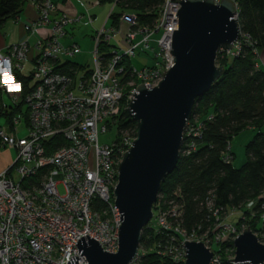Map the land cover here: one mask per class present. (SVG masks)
<instances>
[{"label":"built area","instance_id":"2783aa9c","mask_svg":"<svg viewBox=\"0 0 264 264\" xmlns=\"http://www.w3.org/2000/svg\"><path fill=\"white\" fill-rule=\"evenodd\" d=\"M28 3L36 7L38 18L23 22L24 39L0 49V69L10 73L7 81L0 75V92L11 102L10 106L2 104L5 114H0L4 119L0 123V150L9 148L17 153L14 161L0 168V264H68L73 256H78V264H87V257L79 254L76 245L83 236L88 239L90 235L107 252L119 250L122 221L114 190L119 165L135 139L121 131L114 143L101 144L100 133L117 124L119 113L129 109L140 84L149 88L158 85L163 72L174 65L172 40L179 28L181 3L165 0L153 26L140 25L133 11L124 12L118 25L103 26L95 35L93 66L82 76L60 71L56 63L61 55H73L78 50L76 44L65 46L61 41L69 24L82 17L93 22L92 15L62 12L53 0ZM47 26L48 36L31 45L29 35ZM156 32L162 35L153 65L142 70L132 65L133 78L125 82L124 61L154 49L150 45ZM120 33L128 47L118 51L112 40ZM101 42L112 46L110 58L101 54ZM243 43L252 41L241 31L235 47L221 48L218 56H239ZM255 52L258 57L259 51ZM28 63L33 69L26 74V86L18 74H24ZM11 111L15 113L9 119ZM23 129L25 135L21 134ZM200 132L201 124L190 119L182 154L189 155L197 148L194 137ZM55 136L64 137L66 143L48 144ZM48 146L52 151L48 152ZM224 160L231 162L233 155L225 153ZM206 205L211 211V226L204 230L200 225L189 231L183 226V206L159 195L154 221L148 224L157 239L151 247H140L131 264H139L140 255L150 251L184 263L186 241L203 242L213 251L211 264H238L232 260L236 258L235 245L223 247L234 244L246 228H251L252 221H256L252 231L264 243V192L239 208L216 205L214 195Z\"/></svg>","mask_w":264,"mask_h":264},{"label":"water","instance_id":"95a60500","mask_svg":"<svg viewBox=\"0 0 264 264\" xmlns=\"http://www.w3.org/2000/svg\"><path fill=\"white\" fill-rule=\"evenodd\" d=\"M179 28L174 30V65L163 72L158 85L137 87L129 113L137 122V135L119 165L114 190L122 225L119 250L110 253L87 235L78 242L87 264H131L140 254L143 229L154 217L162 183L177 168L184 132L197 98L211 89L225 73L217 64L221 48L232 50L241 37L235 0H177ZM238 264H264V243L251 228L234 241ZM184 264H211L214 252L203 242L186 241ZM68 264H78V256ZM85 264V263H84Z\"/></svg>","mask_w":264,"mask_h":264},{"label":"trees","instance_id":"16d2710c","mask_svg":"<svg viewBox=\"0 0 264 264\" xmlns=\"http://www.w3.org/2000/svg\"><path fill=\"white\" fill-rule=\"evenodd\" d=\"M28 1L0 0V30L6 22L24 11ZM102 1L115 4L110 17L112 25L119 24L124 12L133 11L140 25L153 26L165 0ZM236 2L242 33L250 36L252 44L243 43L241 54L232 59L218 56L217 64L225 66V73L210 90L197 98L191 118L192 122L201 124V135L194 137L197 148L189 155L181 153L177 168L166 177L160 190L162 199L173 200L183 206V226L189 231L198 229L200 225L204 230L211 226V211L206 205L211 195L215 196L218 206L239 208L264 192V71L257 66L255 52L264 46V0ZM111 47L104 42L99 44L105 58L111 57ZM124 65L126 82L133 78L131 60H125ZM56 68L72 72L71 66L60 65ZM18 77L25 85L29 81L27 76L18 74ZM3 111L1 107L0 114H5ZM14 113H8L9 119ZM117 123L119 133L127 131L136 137L137 122L132 119L128 109L121 110ZM247 127L257 132L246 146V162L241 167H235L232 161L224 160V155L230 152L234 156L229 150L231 140ZM47 142L58 146L65 144L66 140L62 136H55ZM47 150L50 152L52 148L48 146ZM255 222L253 224L252 221V229H256ZM157 236L147 225L142 232L141 247H151ZM226 246L234 244L226 243L223 248ZM139 264L184 263L150 251L140 255Z\"/></svg>","mask_w":264,"mask_h":264},{"label":"crops","instance_id":"0c3cea01","mask_svg":"<svg viewBox=\"0 0 264 264\" xmlns=\"http://www.w3.org/2000/svg\"><path fill=\"white\" fill-rule=\"evenodd\" d=\"M55 3H59L61 6L62 12H69V13H79V14H90L94 18L93 22H89L87 17H82L81 19V28H88L87 36L85 37H78L77 34L79 32L78 27L76 25H79L77 22L69 24V27H67V34L61 39L63 44L65 46H72L76 44L78 46V50L73 55L63 54L60 56V59L56 63V66L60 65H66L71 66V70L75 73H78V76H82L87 74L91 67L88 64L79 63L78 61H74L73 59L78 55H86L87 52L83 51L81 48V44L87 43L90 44L92 48L90 54H93V51L95 50V35L96 32L101 29L103 26H110L111 25V19L109 17L110 13L108 14V18H99L97 11L99 10L100 6L105 5L106 3H110L111 6H114L115 4H112L109 1H102V0H53ZM92 4L91 8L89 7L90 4ZM113 9V8H112ZM119 11L117 8L115 9ZM111 12V11H110ZM38 18V11L36 7L33 4L28 3L24 9V11L15 19L10 20L12 23L11 26H7L8 22L5 23V25L2 27L3 30H0V49L5 50L6 47L12 44H16L20 42L22 39H24L27 36L26 31L23 27V22H28L31 19ZM108 22H110V25H108ZM77 23V24H76ZM21 27L20 37L18 36V33H14L12 27ZM71 25V26H70ZM7 27V28H6ZM81 29V30H82ZM42 34L41 32H44ZM4 32V33H3ZM50 32L49 28H43L40 27L34 34L29 35V41L31 45L36 44V42L39 39H45ZM90 39V41H86ZM64 40V41H63ZM126 42L124 39L123 34H117L114 39L112 40V46L115 50H121L124 49L123 43ZM127 43V42H126ZM128 45V43H127ZM127 48V47H126ZM113 49V50H114ZM112 51V48H111ZM103 55V52H101ZM29 64V63H28ZM27 64V65H28ZM83 71V74H80V72ZM23 76H26V73L23 74ZM10 97L8 95H4L0 92V108L2 107L3 102L7 104L8 106L11 105L10 100L7 101L6 98ZM24 130V129H23ZM26 131V130H25ZM0 162V168H6L10 163H2ZM2 163V164H1Z\"/></svg>","mask_w":264,"mask_h":264},{"label":"rangeland","instance_id":"374dc122","mask_svg":"<svg viewBox=\"0 0 264 264\" xmlns=\"http://www.w3.org/2000/svg\"><path fill=\"white\" fill-rule=\"evenodd\" d=\"M91 5L92 4H90V6H89L90 8L92 7ZM112 8H113V6H111L110 3H106L105 5L100 6L99 10L97 11V13L99 14L98 17L99 18L105 17L104 19H107L108 14L112 10ZM80 22L81 21H77V23L79 24V25H76V27H78V29H79V32L77 34L79 35L78 37H85V36H87V32L89 30L87 27L82 29L81 28L82 24ZM11 24L12 23L9 20L8 24H6V25L11 26ZM108 25H110V22H108ZM49 27L50 26H47V28H49ZM12 29H13L14 33L15 34L18 33V36L20 37L19 34L21 32V27L20 26L19 27H12ZM1 30L4 31V28L3 29L1 28ZM41 33L44 34L45 31L41 32ZM161 35H162L161 32H156L153 35V37L151 38L152 40H151L150 46L154 47V49L149 48V50L147 52L140 51V52H138V54L136 56H134L132 58L131 62H132V65L134 66V68H136L137 70H142V68H144L147 65L148 66L153 65L154 56L156 55V52L160 51V45H159L158 40L161 37ZM86 41H90V39H88ZM123 46H124V48L128 47L126 42L123 43ZM81 48L83 51H86L87 54L86 55H82V54L78 55L73 60L78 61L79 63H84V64L86 63L90 67H92L94 58H93V54H90V52H91L93 46L91 47L90 44L84 43V44H81ZM230 59H232V58H230ZM257 61L260 64L261 69L264 71V46L260 48L259 55L257 57ZM32 69H33V64L29 63L28 65H26L23 68V73L28 74V72L31 71ZM80 74H83V71L80 72ZM6 100L9 101L10 99L7 97ZM3 122H4V119L0 118V123H3ZM262 130L264 131V125L262 127ZM256 132H257V130H255L251 127H247L246 129H243L242 131L237 133L235 136H233L231 143H230V146H231V151L234 153L232 162H233L235 167H241L246 162V160H247L246 146H247L248 142L254 137ZM21 134L25 135L26 131L22 130ZM128 135L131 137H134L131 132H129ZM118 137H119V128H118V123H117L113 127H109L107 133H102V132L100 133V142H101V144H112L116 140H118ZM16 155H17V153L15 150H10L9 148H6V149L3 148L2 150H0V162L3 161L4 164L7 162L10 163L11 161L15 160ZM61 190L63 191V187H61ZM155 212L157 213L156 210H155ZM153 221H154V218L151 220V222H153Z\"/></svg>","mask_w":264,"mask_h":264},{"label":"clouds","instance_id":"9594fccd","mask_svg":"<svg viewBox=\"0 0 264 264\" xmlns=\"http://www.w3.org/2000/svg\"><path fill=\"white\" fill-rule=\"evenodd\" d=\"M0 75L4 77L5 81H7L9 79L10 73L7 69H0Z\"/></svg>","mask_w":264,"mask_h":264},{"label":"bare ground","instance_id":"6f19581e","mask_svg":"<svg viewBox=\"0 0 264 264\" xmlns=\"http://www.w3.org/2000/svg\"><path fill=\"white\" fill-rule=\"evenodd\" d=\"M192 118V117H191Z\"/></svg>","mask_w":264,"mask_h":264}]
</instances>
